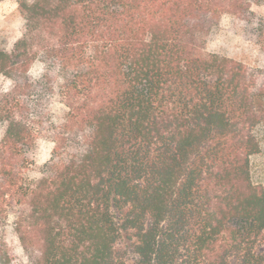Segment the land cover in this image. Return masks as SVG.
I'll use <instances>...</instances> for the list:
<instances>
[{"label": "trees", "instance_id": "1", "mask_svg": "<svg viewBox=\"0 0 264 264\" xmlns=\"http://www.w3.org/2000/svg\"><path fill=\"white\" fill-rule=\"evenodd\" d=\"M253 5L264 0L19 5L22 36L0 49L13 85L0 94V264H264ZM224 15L263 46L259 65L206 50ZM41 140L53 149L36 168Z\"/></svg>", "mask_w": 264, "mask_h": 264}, {"label": "rangeland", "instance_id": "2", "mask_svg": "<svg viewBox=\"0 0 264 264\" xmlns=\"http://www.w3.org/2000/svg\"><path fill=\"white\" fill-rule=\"evenodd\" d=\"M32 0H0V49L11 52L15 43L21 38L23 32V19L19 13L22 2ZM251 10L257 15L264 14V7L253 5ZM243 24L232 15H224L219 26L206 38L205 48L208 52L221 54L228 58L242 61L246 64L257 66L260 63L263 46L244 31ZM44 72V66L35 62L30 68V75L38 79ZM12 82L0 76V94L12 88ZM63 105L59 99L53 108L55 114L61 113ZM0 125V138L3 134ZM53 143L41 140L31 152L34 167H41L50 158ZM251 174L254 183L264 185V152L251 158ZM12 218H10V222Z\"/></svg>", "mask_w": 264, "mask_h": 264}]
</instances>
